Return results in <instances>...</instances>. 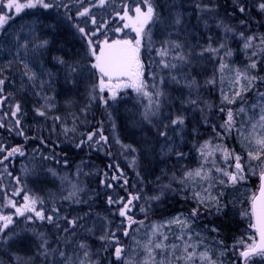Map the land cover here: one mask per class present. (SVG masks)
<instances>
[{
	"label": "rangeland",
	"instance_id": "1",
	"mask_svg": "<svg viewBox=\"0 0 264 264\" xmlns=\"http://www.w3.org/2000/svg\"><path fill=\"white\" fill-rule=\"evenodd\" d=\"M6 2L7 0H5ZM48 2L53 3L54 6L49 9L41 7L26 9L19 14L9 11L7 8H0L1 15L8 14L14 17V19L5 25V29L0 31V68H4L3 73L0 74V78H5V83L2 86L3 92L0 93V122L5 125V129L11 130L13 127L21 128V121L25 122L24 119L29 118V120L32 119L30 121L31 125H46L48 135H51L49 126H53L52 130L56 132H53V137L58 140V142L55 140V143L61 142L63 145L71 144L75 140H79L80 137L82 138V133L86 129L85 118L95 104H97L98 111L101 108L104 115H108V112L110 114L116 112L121 116L120 121L124 125V134L131 141L132 148L136 149L135 152L127 150L125 153L127 155L128 166L135 170L136 174L140 177L139 182H134V184L135 186H138V184L142 185L143 199L145 201L152 200L154 203L152 208L154 210L160 209L161 202L159 201L160 198L158 200L151 198L160 197V195H156L155 193L152 196L147 195L144 192L147 189L145 190L142 177H145L148 183L150 181L149 188L157 192H161L162 187L169 184L181 190L180 194L187 193L191 197L194 191L200 192L205 197L209 194L212 197H219L221 192H236V195L243 196L242 200L247 197L250 208L251 197L255 195L258 185L253 193L249 188V183L251 182L250 179L259 178L261 168L258 162H253L252 164L255 174H253V171L246 164L244 171L245 179L235 185L231 183L221 185L217 183V180L219 178L226 180L227 178L221 177L216 168L225 169L229 172L234 171V160L231 158L225 159L224 152L217 150L204 163L205 170L211 169V181H200L198 185L188 184L185 186L178 183V179L183 176L185 170L200 167L202 161L197 149L205 141H210L211 145L218 149L232 151L228 146L218 145L216 143L217 138L213 136L225 131L220 125L227 119L226 113L228 109H232L234 113L240 107H244L247 110L246 114H240L235 117L239 123L241 120L247 119L248 116L252 115L254 111L251 107L252 105L264 103L258 96V92H264V83L260 81L256 94L248 91L242 93V97H236L235 103L228 104L222 102V93L232 97L233 92L239 90L240 85L234 84V79L236 70L240 69L228 63L221 56L222 49L218 55L208 52L199 55L209 45L211 34L207 29L205 40L207 44L202 46L201 50H198L195 44H193V39L197 37V34L194 32V27L190 21L191 0H154L162 22L151 26L154 48L151 51L142 48L141 55L146 68L144 78L149 86L148 91L154 92L155 89L152 88V85L155 84L157 88L163 91L164 95L159 98L161 105L159 113L157 116L150 118V123L142 117L145 106L148 105V98L138 95L132 89H119L117 99L109 101L114 105L117 103L115 110L112 106H104L102 103L97 102L96 99H91L90 92H92L93 85L98 84V79L92 74L94 70L90 69V64L94 62V57L88 55L87 40L82 38V34L74 27V25H79L80 27H84L86 32L91 33L98 26L103 25L97 36L92 37L93 40L98 39L102 41L105 36L109 40L122 38L125 34L128 37H134V32L128 29L121 33L114 31L116 27L122 25V23L120 25L119 19L109 24L112 17L122 11L125 3L131 4V0H107V3L103 7L99 6V0H48ZM56 4H59V7L55 6ZM84 8H88L91 17H95V25L91 23L89 17L78 15ZM177 17L180 19L179 24L174 23ZM211 31V44L213 47H218L221 42L225 43L224 39L228 33H225L224 28L217 32L215 30ZM43 40L48 41V45L45 48L34 47ZM164 40L177 41L182 44V51L188 55L189 62L172 61V54H170L165 59L177 63L178 67L175 69L163 68L159 63L161 58L156 54V49L161 46V41ZM25 42L28 44L27 55H25V50L20 47ZM55 57H60L69 64H78L81 71L73 77V82L66 81L65 65L58 63ZM21 60H24L29 65V68L35 71V81H29L28 77L23 74L25 70ZM221 63L226 65L223 70L220 68ZM194 71L200 72L201 75L205 76V78L203 77V84H200V81L194 75ZM173 76L176 77V81H179V83L172 80ZM161 79L163 80L162 83ZM193 80L195 83L192 87H189L188 85L192 84ZM208 81L213 82L209 83ZM41 83H43V88H41ZM96 91H99L98 88ZM105 91L107 92V90ZM209 91L217 98L219 94L220 100L223 103H220V107L214 106L213 108L210 103L203 102L205 94ZM125 93H128V95L124 100L119 101L120 95ZM107 94L109 93L107 92ZM209 96L210 94H208ZM44 97H51L52 99L49 103L54 105L50 109H42L47 112L46 117L39 116L36 112L37 108L45 105ZM189 100H196L197 104H190L188 103ZM16 104H20L21 111L13 116V120H9L10 118L5 120V117L16 111ZM221 108H224L225 111L222 112ZM256 111H258V108ZM176 115H183L185 117V124L183 126H173L170 124V120L174 119ZM57 116L61 118L59 121L54 119ZM17 119H19L20 123L14 126L12 122L16 123ZM186 122H190L194 126L200 125V131L195 132V130H190ZM166 124L169 125L167 129L164 127ZM73 127L75 131L65 133V128L72 129ZM161 131H166L167 137L161 136L159 134ZM226 136L231 137V146L235 150L233 152L235 154L241 152L246 161L245 148L240 143V139L235 131L231 134H226ZM226 136H222V138L226 139ZM8 140L9 136L4 137L0 134V146L11 150L14 145H10ZM31 142H27L25 147H29ZM7 146H10V148H7ZM22 150L24 155L16 153L19 156V161H14L11 164L13 170L11 175L0 167V214H13L15 209L5 207L4 205L8 203L9 199L17 202V206L23 204V196L25 194L40 197L43 201L49 203L68 200L65 197H68L73 192L75 193L73 196L78 197L83 185L81 178L84 179V177L82 174L81 176L75 175V178L72 176V171L67 170L68 165H62L53 155L40 156L34 150L26 154L25 149ZM37 151L39 152L40 150L37 149ZM120 152H123V150L120 149ZM177 152L184 153L185 155L183 158H180L176 155ZM16 154L13 156L15 157ZM1 155H7V151L0 152V157ZM134 159L135 164H133ZM132 172L134 173V171ZM173 174H175L177 180L172 179ZM9 176L11 179H8ZM17 179H19V183H17ZM209 182L214 186L208 188ZM18 189H23V191L20 192V195L14 196L13 192ZM166 189L168 190L169 188ZM203 189H208V192H204ZM179 196L183 199L182 195ZM135 201L129 206L131 210L136 208ZM202 207L207 208L206 206ZM158 213L159 211L141 212L143 219L136 220L144 221V223L142 225L133 224L130 228L127 227L131 238L123 235V229L116 236L111 237L109 235V227L104 221H97L91 229V234L95 238L109 237V239H101V241L106 242L104 243L106 249L113 242L116 246V241L118 240L119 245L126 249L125 257L133 261V264H141L145 259V253L141 245L146 242L152 224H160L181 214L160 216ZM23 218L13 216L16 226L11 230H9L10 228L6 229L5 233L0 235V257L6 258L10 263L15 262V264H37V261L42 257L45 260L47 257L50 258L54 252L50 251L49 255L45 257L41 255L43 249H35L33 241L40 243L41 239L38 237V234L42 233L41 231L34 228H27L23 231L22 228H19L21 226L20 223L22 224L23 222ZM195 228L194 220L192 223L193 240L202 239L203 241L197 249L198 252L207 250L208 254L214 260H217L218 264H241L234 250L221 248L216 241H209L206 234ZM8 231L11 234L15 231L17 235L12 236L10 239L11 235L8 234ZM162 231L168 236V239L164 241L165 244H181L182 246V242L175 238L176 235L180 234L179 226L173 225L171 231L167 228L162 229ZM195 233H200V236H195ZM30 234H33V236ZM4 237H7V239L5 240ZM137 241L140 244H137ZM13 245H16L19 249V251H16V255L12 253L10 248ZM114 250L115 248L110 249V254L117 264H122L121 261L116 260ZM67 255L70 257L71 264H80L81 260L84 261V264H88L90 257H92L93 264H98L96 260L101 258V252H94L93 250L89 252L88 258L74 253H67ZM10 257L14 259L11 260ZM161 258L159 254L156 256L157 260ZM59 264H63L62 258ZM173 264H182V262L174 261ZM252 264H264V259L257 257L253 259Z\"/></svg>",
	"mask_w": 264,
	"mask_h": 264
},
{
	"label": "snow or ice",
	"instance_id": "2",
	"mask_svg": "<svg viewBox=\"0 0 264 264\" xmlns=\"http://www.w3.org/2000/svg\"><path fill=\"white\" fill-rule=\"evenodd\" d=\"M107 3V0H99V6L103 7ZM53 3L48 2V0H0V8H7L9 11H14L15 14H19L26 9H33L36 7H41L43 9L52 8ZM55 6L59 7V4ZM95 6V5H94ZM199 8L200 6L197 5ZM207 7V6H206ZM258 11L260 13H264V0H259L256 5ZM210 10V9H208ZM239 12L244 14L248 11V8L244 4H240ZM81 17H89L91 19V23L93 25L96 24L95 17H91L90 10L88 8H84L83 11L78 13ZM120 20L123 21L121 26H118L114 29L115 32L121 33L124 32L125 29L130 30L135 33L134 37H128L125 34L122 38H116L109 40L107 36L101 40H93L92 37L97 36V33L100 31V28L103 25H100L96 28L95 31L91 33L86 32L84 27H80L79 25H74L77 28L78 32L82 34V38L87 40L88 46V55L94 57V62L90 64V69L94 70L92 73L98 79V84L93 85L92 92H90V97L92 100L97 98L107 106L109 100L115 101L117 99V93L119 89H132L138 95L144 96L148 98V105L145 106V110L142 113V117L144 120L151 122V117L157 116L160 109V97L164 95L163 91H161L155 84L152 85V88L155 89L154 92L148 91V84L145 81V63L142 60L141 49L145 48L148 51H151L154 48V41L152 39V25L157 23H161V17L157 12L156 6L154 4V0H131V4L125 3L123 6V14L121 15L119 12L117 13ZM14 19L13 16L8 14L0 15V31L5 29V25L8 24L10 20ZM71 19V17H69ZM174 23L179 24L180 19L177 17ZM240 23L247 27V23L244 20H241ZM218 27H223L225 33H234L239 36L241 40H243V49L248 50L254 47V41H259V44L256 47L259 49V54H264V34L256 35H245L243 31L239 33H235V29L228 25H218ZM209 45L202 50L199 55H203L205 52L218 55L221 49H224L225 43L221 42L218 47H212L211 37L209 38ZM48 45L47 40H43L39 42L34 47L36 48H45ZM25 50V55H27L28 44L25 42L20 46ZM183 45L177 41L164 40L161 41V46L156 49V54L161 58L159 63L163 68L166 69H175L178 67V64L175 62H170L165 59L171 55L172 61H178L181 63H187L188 55L184 54ZM174 53V54H173ZM226 55L231 56V50H227ZM258 52L252 51L251 57H257ZM58 63L61 65H65L66 81L73 82V77L81 71L78 64H69L65 60L60 57H55ZM21 63L24 67V75L28 77L29 81L36 80V73L29 65L21 60ZM226 67L225 64L221 63L220 68ZM257 67V60L251 59L248 68L255 69ZM4 68H0V74H2ZM173 81H176V77H172ZM260 81L264 83V77H259L256 75H249L247 70L240 71L236 70L234 84L240 85L239 90L233 92L232 97H229L227 94L222 93V102H226L228 104L235 103L236 97H242V93H246L248 91L253 90L256 86V82ZM163 80L161 79V83ZM179 83V81H176ZM212 83L213 81H208ZM5 83V78H0V93L3 92V85ZM195 83L193 80L192 84H189V87ZM41 88H43V83H41ZM98 88V92L96 89ZM105 90L109 93L107 97L100 95V93H104ZM39 95V93H37ZM258 96L261 101H264V92H258ZM155 97V99H153ZM45 105H42L41 108H37L36 112L39 116H47V112L42 110L44 108H51L54 105L50 104L49 101L52 99L51 97H44ZM190 104H197L196 100H189ZM252 109L254 110L252 115L248 116L247 119L241 120L239 123L236 120V116L240 114H246V109L244 107H240L236 113L233 112L232 109L227 110V119L225 122L220 125L222 129L225 130V134H231L235 131L236 135L240 139V143L245 148L246 151V161L245 157L240 154H235L233 151H229L227 149H218L211 145L210 141H205L204 144L198 146V153L201 158V165L196 169L185 170L183 176L178 179V183L182 186L192 184L198 185L200 181H211L212 177L210 176L211 169L205 170L204 163L207 162L208 157L212 156L213 153L217 150H222L224 152L225 159L231 158L234 160V171H227L225 169L216 168V171L221 174V177H226L227 179L219 178L217 183L221 185H227L231 183L235 185L239 181L245 179L244 171L245 165L247 164L248 168L255 171L252 167L253 162H258L261 168L259 173L260 178V187H259V195H253L251 197V212H243L242 216H247L249 218L248 229L250 230V234L247 236H241L238 238L234 245V252L237 255L238 260L241 261V264H252L254 257H259L264 259V103H260L259 105H252ZM16 111L12 113L13 116L16 113L21 111L20 104L15 105ZM258 108V111L256 109ZM222 112L225 111L224 108L220 109ZM55 120L59 121L61 118L59 116L54 117ZM20 121L17 119L16 124L19 125ZM170 124L173 126H183L185 124V117L183 115H176L174 119L170 120ZM169 125H164L165 129H167ZM0 127H3L0 124ZM114 127V125H113ZM65 133L68 131H75V128L72 129L65 128ZM19 135H23V132H19ZM163 137H167L166 131H161L159 133ZM99 136V139H94V137ZM219 135V133H217ZM103 141L105 144L107 143V137L103 135L102 131L98 130L96 132H91L87 135V140H82L80 144H85L88 142H92L93 145H98ZM117 144L121 142L117 139ZM77 145V147L80 146ZM121 147L124 150H130L135 152L136 149L132 148L131 145H123ZM211 149V150H209ZM171 150V149H170ZM7 151V155L4 156V159L7 160L9 157L13 156L16 153L20 155H24L22 147H13L10 151H8L5 147L0 146V152ZM176 155L180 158H183L184 153L177 152ZM0 163H3L0 160ZM133 164H135V159L133 160ZM214 165V162H213ZM109 167H112L109 165ZM117 170L118 166H117ZM55 174V173H53ZM9 175H11L9 173ZM123 176V173L120 176H113V179H120ZM173 180H177L175 174L172 177ZM17 183H19V179H17ZM128 181L125 179L124 184H127ZM111 187V185H108ZM171 185H164L161 189V193H163L164 189L169 188ZM202 187V185H200ZM214 185L209 182L208 188L213 187ZM75 188V186H73ZM204 192H208V189H203ZM23 189H18L13 192V195H20V192ZM75 193H70L68 197L65 199L71 198ZM219 196H223L221 192ZM129 199L126 203L122 204V207L119 210V216L126 217L128 221V227L130 228L133 224L142 225L144 221H137L133 219L132 216L128 215V211H130L129 206L133 204L134 200H139L140 197L138 195L133 196L129 194ZM160 197H152L151 199L158 200ZM193 199L197 201V207L192 208V210L185 216L183 213L172 217L169 220H166L160 224H152L150 233L147 236L146 242H144L141 247L145 253V259L141 262V264H173L174 261L182 262V264H218L217 260H214L207 252L197 251L199 246L203 243L202 239L193 240V229L192 223L194 220L200 215V206H206L207 208H211L215 205L217 213H219L224 205L221 204L219 197H212L210 194L205 197L200 194V192H193ZM24 203L17 206V202L9 199L8 203L4 205L5 207H11L15 209V212L11 215L0 214V235L5 233L6 229H9L11 225L15 223L13 220V216L16 217H25L26 221H32L34 218L40 221H47L48 223H55L54 216L52 214H46L43 207L37 208V205H43L44 201L40 197L30 196L25 194L23 196ZM123 198H121V201ZM121 201H113L111 198L108 203H120ZM52 213L58 212V209L53 208ZM141 212L147 213V209L141 208ZM28 213L34 215H26ZM70 227L75 226L76 220H72L68 222ZM173 225L179 226V235H176V239L182 242L181 244H165L164 241L168 239V236L165 234L162 229L167 228L171 231V227ZM56 227L59 228V224H56ZM63 231L68 232L69 228H64ZM212 231H219L216 228H213ZM123 235L125 237L131 238L130 232L127 228L124 229ZM44 234L39 233L38 237L42 239V243L40 244V248L43 249L41 255L47 257L50 253L49 248L47 247L48 241L43 239ZM195 236L199 237L200 233H195ZM114 237V234H113ZM185 237H187L185 239ZM6 240L7 237H4ZM101 239H109V237H101ZM140 244L139 241L136 242ZM219 243H223L220 241ZM79 249H83V256L85 258L89 257V252L87 251V245L83 242L77 245ZM56 249H51V252H56ZM126 249L119 245V241H116V246L114 250V255L116 260L121 261L122 264H133V261L129 260L125 257ZM160 255L162 258L160 260L156 259L157 255ZM59 257L62 258L63 264H71L70 257L64 252H58ZM223 255V253H221ZM80 264H84V261L81 260ZM88 264H93L91 260H89Z\"/></svg>",
	"mask_w": 264,
	"mask_h": 264
},
{
	"label": "trees",
	"instance_id": "3",
	"mask_svg": "<svg viewBox=\"0 0 264 264\" xmlns=\"http://www.w3.org/2000/svg\"><path fill=\"white\" fill-rule=\"evenodd\" d=\"M258 2L259 0H191L190 21L194 27V32L197 34V37L193 39V44H195L198 50H201V47L207 44L205 41L206 30L208 29V31H210V37L212 39L211 30H215L216 32L221 31L223 27H218V25L221 24L232 27L235 29V33L243 31L246 36L264 34V13L258 11L256 7ZM240 4H244L248 8L246 13L241 14L239 12L238 9ZM197 5L200 7L198 8ZM120 14H123V9ZM118 19L120 20L119 16L114 15L111 21L109 20V24L114 23ZM241 20L246 21L247 27L240 23ZM224 40L226 47L222 49L221 56L228 63L236 66L242 71L247 70L249 75L264 77V54H259V49L256 47V45L259 44L258 40L254 41V47L248 50L243 49V40L234 33H228ZM227 50H231V56L225 54ZM252 51H257L258 56L251 57ZM251 59L257 60V67L255 69L248 68ZM194 73L200 81V84H203V77L205 78V76L201 75L200 72L197 73L194 71ZM258 87L259 81L256 82V86L251 90V93L256 94ZM206 94L203 102L210 103L213 108L214 106L220 107V103L222 102L218 93V98L213 96L210 91ZM208 94H210L209 97ZM100 95L107 97L109 94L105 91L104 93H100ZM127 95L128 93L120 95L119 101L124 100ZM153 99H155V97ZM96 100L102 103L99 98ZM116 105L117 103L114 105L109 102L107 106H112L115 110ZM120 118L121 116L116 112H113V114L108 112V115H104L101 108L100 111H98L97 104H95L91 112L85 118L86 129L82 133V138L80 137L79 140L64 145L61 144V142L58 144L55 143V140L57 142L58 140L53 137V132L56 133L55 130H52L53 126H49L51 135H48L46 125H31L30 121H32V119L29 120V118H25V122L21 121V128L13 127L11 130L5 129V125L0 122V124L3 125V127H0V134L4 137L9 136L8 142L10 145L22 147V149H25L26 154L34 150L40 156L53 155L62 165H68L67 170L72 171V176L76 178L75 175L81 176L82 174L84 177V179L81 178L83 185L81 186L82 189L78 197L72 196L68 200H61L62 202L54 203L44 201L43 205H37L38 209L43 207L46 214H52L55 223H48L47 221H40L38 219L26 221L25 217L22 219L23 222L22 224L20 223L21 226L19 228H22L23 231L27 228H34L35 230L41 231L44 234L43 239L48 241L47 247L49 250H57L50 258L47 257L46 260L43 259V257L40 258L37 264H59L61 260V257L58 255L59 251H64L66 254L74 253L83 255L84 250L77 247L81 242L87 245L88 252L92 250L94 252H101V258L96 260V263L117 264L110 254V249L115 248L114 242L110 243L106 249L104 247V243L106 242L101 241L99 237L95 238L92 236L91 229L97 221H104L109 227V235L113 237V234L116 236L121 229L124 230L127 228V218L119 216V210L122 204L126 203L130 198L129 194L133 196L138 195L140 197L139 200H134L136 208L128 211V215L132 216L135 220L140 218L143 219V217H141V211L139 210L140 208H145L147 211H159L158 215L166 216L179 213L188 214L192 208L197 207L196 200L187 193L180 194L181 190L176 189V187L172 185L168 190H164L163 193L153 191L149 188L150 181L148 183L145 177H142L145 190L147 189V191L144 192L149 196H152L154 193L160 195V209L154 210L152 208L154 205L153 201H145L143 199L144 193L141 190L142 185L138 184V186H135L134 184V182H139L140 177L136 174L135 170L128 166L127 155L125 154L127 150L121 147V144L131 145V141L124 134V125L121 124ZM4 119L13 120V115L10 113L9 116ZM49 123L51 124L50 121ZM12 124L14 126L17 125L14 121ZM186 125H188L190 130H195V132L201 129L200 125L194 126L190 122H186ZM98 130L102 131L103 135L107 137L106 144L103 141L98 145H93L92 142L80 144L82 140H87V135L89 133ZM21 131L23 135L18 134ZM221 135L226 136L225 131L221 132L219 135H213L217 138L216 143L218 145L222 144L228 146L232 151H235L231 146V137L226 136L227 138L224 139ZM48 136L50 137L48 138ZM94 139H99V136L97 135ZM117 139L121 142L120 144L116 143ZM27 142H31L29 147H25ZM78 144H80L79 147H77ZM7 148H10V146H7ZM37 149L40 151L38 152ZM120 149L123 150V152H120ZM7 150L10 151V149ZM238 154L241 155V152H238ZM3 159L4 156L1 155L0 160ZM14 161H19V156H17V154L15 157L13 156L10 159L4 160L3 163H0V167L11 174L13 171L11 164ZM109 165L112 167H109ZM117 166L119 170H117ZM132 171H134V173ZM121 173H123V176L120 179H113L114 175L120 176ZM8 179H11L10 176ZM125 179L128 181L127 184H124ZM250 181L251 184L249 183V188L251 192L253 191L254 193L259 179L252 178ZM109 184L111 187L108 186ZM178 193L183 196V199L180 198ZM110 198L113 201H121V198H123V200L120 203L109 204L108 201ZM219 198L221 204L224 205L219 213H217L215 206L211 208L200 206V215L195 219V229L206 234L209 241H216L221 248L234 250L236 240L241 236L250 234V230L248 229V224L250 222L249 218L241 215L243 212L250 211L249 200L247 197L242 200L243 196L236 195V192H224L223 196H219ZM53 208L58 209V212L52 213L51 210ZM4 215H7V213H4ZM26 215L34 214L28 213ZM72 220H76V224L70 227L68 222ZM56 224H59L60 227L57 228ZM15 226L16 223L9 227V230ZM64 228H69V231H63ZM213 228L219 231H212ZM8 234L11 235L10 239L12 236L17 235L15 231L12 234L8 231ZM30 235L33 236V234ZM122 238H124V236H122ZM220 241L223 243H219ZM33 242L35 243V249H39L42 239L40 243ZM10 248L15 255L16 251H19L16 245ZM256 258L257 257H254L253 259ZM10 259L13 260L14 258L10 257ZM90 260L92 261V257H90ZM0 263L15 264V262L10 263V261H7L4 257H0Z\"/></svg>",
	"mask_w": 264,
	"mask_h": 264
},
{
	"label": "water",
	"instance_id": "4",
	"mask_svg": "<svg viewBox=\"0 0 264 264\" xmlns=\"http://www.w3.org/2000/svg\"><path fill=\"white\" fill-rule=\"evenodd\" d=\"M259 187H260V178H259V183H258V189L256 191V194L255 195H259Z\"/></svg>",
	"mask_w": 264,
	"mask_h": 264
},
{
	"label": "flooded vegetation",
	"instance_id": "5",
	"mask_svg": "<svg viewBox=\"0 0 264 264\" xmlns=\"http://www.w3.org/2000/svg\"><path fill=\"white\" fill-rule=\"evenodd\" d=\"M120 21V25H121V23H123V21H121V20H119ZM125 31H127L126 29H125ZM134 35H135V33H133Z\"/></svg>",
	"mask_w": 264,
	"mask_h": 264
}]
</instances>
